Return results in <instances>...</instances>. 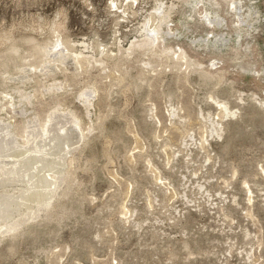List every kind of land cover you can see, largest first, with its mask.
I'll list each match as a JSON object with an SVG mask.
<instances>
[{
    "label": "rangeland",
    "instance_id": "1",
    "mask_svg": "<svg viewBox=\"0 0 264 264\" xmlns=\"http://www.w3.org/2000/svg\"><path fill=\"white\" fill-rule=\"evenodd\" d=\"M0 226V264H264V0H0Z\"/></svg>",
    "mask_w": 264,
    "mask_h": 264
},
{
    "label": "bare ground",
    "instance_id": "2",
    "mask_svg": "<svg viewBox=\"0 0 264 264\" xmlns=\"http://www.w3.org/2000/svg\"><path fill=\"white\" fill-rule=\"evenodd\" d=\"M187 3V2H186ZM233 4V3H232ZM206 15H208V14H205L204 16H206ZM207 17V16H206ZM212 19V18H211ZM211 19H209V20H211ZM216 19V18H215ZM207 22H208V20H207ZM209 23V22H208ZM154 32V31H153ZM156 33V32H155ZM3 187V186H2ZM17 210V209H16ZM4 225V224H3ZM2 225V226H3ZM2 226H0V227H2Z\"/></svg>",
    "mask_w": 264,
    "mask_h": 264
}]
</instances>
